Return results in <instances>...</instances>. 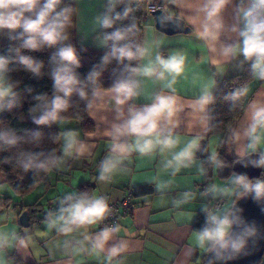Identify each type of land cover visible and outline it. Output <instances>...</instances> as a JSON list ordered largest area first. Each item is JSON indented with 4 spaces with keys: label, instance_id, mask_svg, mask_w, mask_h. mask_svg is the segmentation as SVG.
<instances>
[{
    "label": "clouds",
    "instance_id": "1",
    "mask_svg": "<svg viewBox=\"0 0 264 264\" xmlns=\"http://www.w3.org/2000/svg\"><path fill=\"white\" fill-rule=\"evenodd\" d=\"M230 5H233L232 24L226 23L223 15ZM153 7L151 0H106L104 11L94 17L93 29L99 27L112 31H102L96 36V46L105 49L104 54L100 63L81 78L76 71L80 67L77 50L68 43L70 30L77 27L75 17L79 15V9L75 3L66 0H0V32L7 31L9 39L19 41L17 46L8 49L7 54H0V112L21 106L19 82L9 75L13 66L22 67L34 77L41 75L43 63L23 54L22 50L54 49L50 55L52 95H34L28 113L37 126L61 125L63 114L71 107L70 98L76 95L84 101V112L106 125L102 133L111 141L107 154L98 165L96 179L99 182H111L114 175L125 168V162L133 153L149 159L159 155L160 171L170 173L173 178L182 169L194 165L197 176H202L207 169L196 157L202 141L214 127L210 106L216 102L212 91L217 83L216 76L223 74L233 61L237 66L251 62V79L264 82V0H235L234 3L233 0H167L157 9L160 11L157 26L173 23L191 31L206 53L205 64L211 66L209 72L202 74L196 94L187 103L180 98L176 87L188 63L187 52L174 50L164 54L160 50L161 40L151 35V26L145 29L144 37L137 40L138 28L134 19L128 25L121 24L138 9ZM113 61L122 66L121 78L105 88L101 77ZM133 61L137 63L133 65ZM146 80L158 83L160 90L146 93ZM25 91L31 93L32 89ZM249 93V85L243 83L225 94L224 100L231 101L234 108ZM145 95L149 102L142 107L132 103ZM106 112L114 114L112 120L108 119ZM182 113L185 119L181 118ZM182 124L199 131L184 136L178 131ZM42 137L39 128L21 135L15 127L0 123V152L17 149L3 162L24 173H51L54 169H63L67 160H79L90 151V144L75 129L61 131L55 137L60 141L59 154L57 149L47 153L33 151L39 147ZM22 144L31 147L20 148ZM221 145L234 148L237 162L244 167L250 165L264 169V98L248 100L243 120L226 124L223 134L218 132L212 136L211 146L206 150L209 151L208 163L215 169L224 163L218 158L217 149ZM151 182L157 191L173 186V180L161 181L159 175H154ZM199 194H210L214 200L251 195L259 202L264 200V176L251 179L246 174L234 172L226 181L212 183ZM196 196V190L189 189L173 201V206L181 210L187 222L192 220L193 213L181 206L190 204ZM57 201L59 207L44 214L43 226L48 233L70 237L71 241L58 239L55 249L70 250L73 254H103L105 264L125 251L124 241L112 243L114 236L122 231L119 223L105 224L98 231H91L111 213L106 196L73 190L62 198L58 197ZM201 211L205 213L204 223L192 231L190 248L201 255L212 254L208 264L233 259L256 235L255 226L242 219V210L237 207L236 199H230L220 207L204 204ZM0 223L8 225L0 229V264H10L6 258L9 249H35L34 235L30 231L18 230L15 213L4 215ZM52 251L49 249L50 254Z\"/></svg>",
    "mask_w": 264,
    "mask_h": 264
},
{
    "label": "crops",
    "instance_id": "2",
    "mask_svg": "<svg viewBox=\"0 0 264 264\" xmlns=\"http://www.w3.org/2000/svg\"><path fill=\"white\" fill-rule=\"evenodd\" d=\"M72 1H76L74 2L75 6L79 9V15L75 17L77 24V42L103 49L96 46L95 39H86L85 36L91 33H96L97 36L103 31L99 27L93 29V20L97 14L104 11L106 0ZM162 2L165 4L167 0H162ZM234 2L235 0H233ZM79 4L93 9L85 15L84 20L80 17ZM223 15L226 23L232 24L234 22L233 5L226 7ZM88 23H91V25L88 26ZM148 26L153 28L151 35L161 40L160 50L164 54L174 50H184L187 52L188 63L185 66L183 77L178 80L176 86L178 95L187 103L196 94L202 74L209 72L211 69L210 65L205 64L206 53L200 47L199 42L193 38L191 31L187 33H163L156 29L154 16L145 13L144 24L142 26V38ZM232 38L235 39L234 34H232ZM236 63V61H233L223 74L217 75L216 81L218 82L220 79L240 73L244 66L251 62H244L240 66H237ZM253 84L254 86L256 85L255 83H251L249 86L251 87ZM216 85L212 89L213 92ZM261 89V85H258L256 88L254 87L253 93L249 94L246 98V104L248 100L264 98V91L262 92ZM159 90L158 83L150 80L145 81L146 93ZM148 102V96L145 95L137 98L132 103L136 107H142ZM126 110L127 106H125ZM105 114L109 120L113 119V113L106 112ZM243 117L244 111L238 121L240 119L243 120ZM181 118L185 119L183 113L181 114ZM89 119L92 121L93 127L87 131L82 130L79 122L76 120L65 119L61 125L55 124L58 129V135L64 130H77L81 138L90 144V151L85 157H81L79 160H67L63 169L51 172L48 176L49 187L39 185L32 192L22 197L15 195L13 191H0V219H3L6 214L15 213V223L18 230L30 231L36 240L34 250L20 248L7 250L6 258L10 261V264H23L17 262L14 258L15 256L21 261L31 264H105L103 254L99 256L93 253L73 254L70 250L55 249L54 245L58 239H68L71 241V238H62L57 234L48 233L47 229L43 226L44 214L48 210L55 211L59 207L57 198H62L68 191H86L90 194L104 195L114 200H121L125 197L129 189L133 191L144 186L151 187V192L145 194H136L133 192L130 198V211L122 212L120 215L119 224L122 227V231L114 236L112 243L122 240L126 243V249L119 257L110 261L109 264H202L201 259L203 255L190 248V239L191 233L194 230L193 225L195 221L200 214H205L201 211L202 205L208 204L212 206L214 200L210 194L201 196L199 193L203 192L212 183L223 182L215 181L214 168L210 165L212 172L208 176H206V172L202 176H197V168L194 165L190 169H182L173 178L170 176V173L160 171L161 157L159 155L149 159L147 157H139L136 153H133L129 160L125 162V168L116 173L111 182L107 184L99 182L96 179L98 165L107 154L111 141L102 133V129L106 125H102L90 117ZM178 131L182 135L187 136L192 132H198L199 129L189 128L182 124ZM213 135L208 134L205 137L206 149L211 146ZM227 149L229 156L236 158L234 148L230 149L228 147ZM206 153L207 156L205 158L199 157L198 155L196 157L197 161L203 162V167L208 162L209 151L206 150ZM220 170L223 176L219 172L218 175L224 179H228L229 176L225 177L221 168ZM154 175H159L161 181L173 180V186L169 189L157 191L155 184L151 182V178ZM207 177L210 178L208 183L206 181L208 179ZM0 183H4L1 178ZM189 189L196 190L197 196L190 204L181 206L183 209L191 210L193 213L192 220L187 222L181 215V210L173 206V201L178 198L181 192ZM37 199H39V204L42 206L34 211L35 215L41 219L38 220V218L35 219L33 217L31 224L27 227L22 226L19 223V215L22 211L26 210L24 208L22 209V206L32 204ZM230 199H235V197L225 199V203H228ZM7 226V223H0V229ZM99 229L100 227L98 225L96 229L91 231L94 232ZM49 249H53L51 254L49 253ZM262 264H264V260Z\"/></svg>",
    "mask_w": 264,
    "mask_h": 264
},
{
    "label": "trees",
    "instance_id": "3",
    "mask_svg": "<svg viewBox=\"0 0 264 264\" xmlns=\"http://www.w3.org/2000/svg\"><path fill=\"white\" fill-rule=\"evenodd\" d=\"M67 3H74L72 0H66ZM122 7V6H119ZM118 7V10H119ZM144 15L145 9L140 8L136 12H134L128 19L121 22L122 25H128L134 22L137 24L138 32L136 39L140 40L142 38V26L144 24ZM103 31H112V29H103ZM68 43H71L77 50V56L80 60V67L76 69V71L80 74L81 78H84L86 74L93 69L94 66L98 65L101 61V57L104 54L105 49H98L95 47H91L88 45L79 44L76 39V27L70 30V40ZM19 41L9 39L7 31L0 32V54H7L8 49L14 46H17ZM54 51V49L45 48L43 50L29 51L22 50L23 54H28L34 57L35 59L40 60L43 63V67L41 69V75L39 77H34L31 73L23 70L22 67L15 65L13 66V71L10 72V78L14 81H18V89L22 92L21 95V106L18 108H14L11 111H5L3 115L0 117V123L9 124L12 127H15L17 131L20 132L21 135L25 134L26 131L40 129L43 132V137L40 141L38 148H33V151L43 150L45 153L50 152L52 149H57V154H59V140H56L55 137L58 136V129L55 124L52 126H37L33 123L31 116L28 113V109L34 103L32 97L36 94H47L48 96L52 95V81L50 79V55ZM135 65L137 62H131ZM116 69L113 72V69ZM121 68L113 61L111 64L107 66L103 75L101 77L102 85L107 88L110 87L111 84L121 78ZM126 75V73H125ZM251 80L250 73V63H247L242 71L234 76H230L227 78L220 79L217 82L216 88L213 92L216 97L215 104L211 105V115L213 119L211 121L213 127V131L208 133L209 135L216 134L218 132L223 134V130L226 124L235 123L241 117L245 105L246 98L243 99L240 103L237 102L236 107H232L231 101L224 100V95L228 92H231L235 87L240 86L243 83L248 84ZM31 88L32 92L28 93L25 89ZM71 107L64 115V120H76L79 122L82 130H91L93 127L92 121L89 119L87 114L84 112V101L80 100L78 96L73 95L70 98ZM20 148L28 149L31 147L30 144H22L19 146ZM227 145H221L218 149V158L223 160V165L228 167V172L225 174V177H228L233 174L232 172V164L236 160L234 157H230ZM17 149H10L8 152H0V175L4 183H7L11 186L13 192L17 196H25L32 192L39 185H43L44 187H49V179L48 176L50 173H39L34 174L32 171L27 173L22 172L20 169L15 166L4 163L3 161L9 155H14ZM205 168L206 176L212 169L210 168V164L207 162ZM210 169V170H209ZM55 170V169H54ZM53 170V171H54ZM220 175V168L218 169ZM264 169L262 172L263 176ZM152 188L149 186H144L137 188L131 191V195L136 194H145L147 192H151ZM235 199H237L235 197ZM42 206L39 204V199L34 201L32 204L22 206V209H26L29 212L30 220L29 224L33 222V217L35 219H41L39 216L35 215V209ZM21 209V210H22ZM32 209V210H31ZM205 219V214H200L195 221L193 227L194 230L202 227ZM15 260L19 263L23 264H31L28 262L21 261L17 256L14 257ZM264 258L262 257L260 264L263 263ZM202 264H207L206 262V254L203 255L201 259Z\"/></svg>",
    "mask_w": 264,
    "mask_h": 264
},
{
    "label": "water",
    "instance_id": "4",
    "mask_svg": "<svg viewBox=\"0 0 264 264\" xmlns=\"http://www.w3.org/2000/svg\"><path fill=\"white\" fill-rule=\"evenodd\" d=\"M155 18V27L159 31L166 34L173 33H187L188 30L182 26L169 23L161 24L157 26V16L160 15V11H155L152 13ZM5 112V111H4ZM4 112H0V117ZM199 157L205 158L206 153V142L202 141L201 150L197 152ZM222 172L226 174L228 172V167L226 165L221 166ZM232 172L239 174H246L249 178L255 179L262 175L263 169L259 167L248 166L244 167L241 163L237 162V159L232 164ZM237 207L242 211L240 215L244 222L248 225H253L256 228V235L249 239L248 244L243 252L235 256L233 259L228 261H216L215 264H260L261 259L264 255V200L255 201L252 199L251 195L238 198ZM30 215L27 210H24L19 215V223L27 227L29 225ZM238 231L239 229H234ZM212 258V254H206V262Z\"/></svg>",
    "mask_w": 264,
    "mask_h": 264
},
{
    "label": "built area",
    "instance_id": "5",
    "mask_svg": "<svg viewBox=\"0 0 264 264\" xmlns=\"http://www.w3.org/2000/svg\"><path fill=\"white\" fill-rule=\"evenodd\" d=\"M151 3L153 4L154 7L151 9H145L146 14H152L153 12L157 11L158 8L164 5L162 0H151ZM206 181L208 183L210 181V178H208ZM106 198L108 199V202L111 206V213L105 219V221L99 225L100 228L103 227L105 224L111 225L114 223H119V218H120L121 213L129 212L131 208V203H130L131 190L130 189L127 191L125 197L121 200H114L108 196H106ZM224 203H225V199L223 197H219L213 200L212 206L220 207Z\"/></svg>",
    "mask_w": 264,
    "mask_h": 264
},
{
    "label": "rangeland",
    "instance_id": "6",
    "mask_svg": "<svg viewBox=\"0 0 264 264\" xmlns=\"http://www.w3.org/2000/svg\"><path fill=\"white\" fill-rule=\"evenodd\" d=\"M74 2H76V1H74ZM79 6H80V17H81V19L82 20H84V18H85V15L86 14H88V13H90V11H92L93 9L91 8V7H84V6H82L81 4H79ZM91 25V23H88V26H90ZM92 34V33H91ZM91 34H88V35H86L85 37H86V39H95L96 37V33H94V34H92V36H91ZM85 39V40H86ZM251 83H255L256 85L254 86V84L251 86L252 87V89H251V87H250V93L249 94H252L253 93V91H254V87L256 88L258 85H261V87H262V89H261V91L263 92L264 91V82H261V81H254V80H250L249 82H248V85H250ZM0 178L2 179V176L0 175ZM214 178H215V181H226L227 179H224V178H222V177H220L219 175H218V169H215L214 168ZM9 191V192H11V191H13L12 190V188H11V186H9L7 183H0V191ZM6 193H8V192H6ZM11 194V193H10ZM14 195V194H13Z\"/></svg>",
    "mask_w": 264,
    "mask_h": 264
},
{
    "label": "bare ground",
    "instance_id": "7",
    "mask_svg": "<svg viewBox=\"0 0 264 264\" xmlns=\"http://www.w3.org/2000/svg\"><path fill=\"white\" fill-rule=\"evenodd\" d=\"M210 170V169H209Z\"/></svg>",
    "mask_w": 264,
    "mask_h": 264
}]
</instances>
